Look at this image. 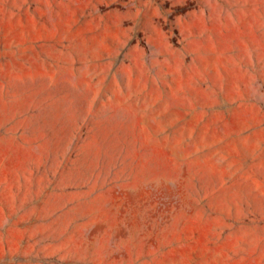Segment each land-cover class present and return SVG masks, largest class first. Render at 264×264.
Returning a JSON list of instances; mask_svg holds the SVG:
<instances>
[{
    "label": "rangeland",
    "instance_id": "obj_1",
    "mask_svg": "<svg viewBox=\"0 0 264 264\" xmlns=\"http://www.w3.org/2000/svg\"><path fill=\"white\" fill-rule=\"evenodd\" d=\"M0 264H264V0H0Z\"/></svg>",
    "mask_w": 264,
    "mask_h": 264
}]
</instances>
